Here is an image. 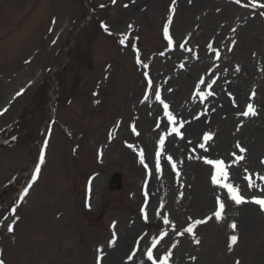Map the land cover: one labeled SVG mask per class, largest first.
I'll return each instance as SVG.
<instances>
[{"label":"rangeland","instance_id":"374dc122","mask_svg":"<svg viewBox=\"0 0 264 264\" xmlns=\"http://www.w3.org/2000/svg\"><path fill=\"white\" fill-rule=\"evenodd\" d=\"M91 3L95 15L86 0H0V260L162 264L171 253L168 264H264V211L227 199L204 163L223 160L227 183L248 200L264 198L246 178L264 175V8L252 0H175L174 12L173 0ZM249 104L257 115H241ZM19 118L30 138L4 146ZM205 133L213 134L207 143ZM237 142L246 149L238 162ZM114 174L123 175L121 191L110 189ZM208 216L194 227L196 244L184 230Z\"/></svg>","mask_w":264,"mask_h":264},{"label":"snow or ice","instance_id":"6c2138e0","mask_svg":"<svg viewBox=\"0 0 264 264\" xmlns=\"http://www.w3.org/2000/svg\"><path fill=\"white\" fill-rule=\"evenodd\" d=\"M113 2H115V0H113ZM235 2L239 4L241 2V0H235ZM252 6L253 7L264 8V3H261L260 0H252ZM172 11L173 12L175 11V0H173ZM262 14H264V13H262ZM171 23H172V20H171V17H170L169 20H168V23L164 26V29H163L164 37H165V39H167L169 45H171L173 43L172 37L169 34V25H171ZM105 31H108L107 26H105ZM120 43L121 44L125 43L124 39H121ZM181 47H183V45H181ZM209 47H211V45H209ZM229 50H231V49H229ZM137 52H138V49H137ZM216 55H217V59H218L219 58V53L217 52ZM144 67H147V65H144ZM237 70H239V69H237ZM201 82L203 83V81H201ZM151 84H152V81L149 79L148 80V86L151 87ZM19 94L20 93H18V95ZM198 95H200L201 97L204 96V94L201 93V92H198ZM208 95H214V93L209 91ZM254 95H255V93H253V96ZM156 98L158 100H160V97L158 95H157ZM145 99H147V97H145ZM160 103L163 104L164 112L168 116V119L170 121H172L173 123H175V118L173 117L172 113L169 111V105L167 103H164L163 100H160ZM0 114H2V113H0ZM241 115H243V116H255V115H257V113H256V111L254 109V106L252 104H249V105H247L246 110ZM181 126H183V123H181ZM132 130H133V132H136V129H135L134 125L132 127ZM173 131L176 132L178 135L180 134L179 129H173ZM136 134L139 135V133H136ZM212 139H213V134L212 133H205L204 136H203V140L205 141V143H207L208 141H210ZM164 143H165L164 138H161L160 141H159V144L161 146V150H163ZM128 147L132 148L133 145H128ZM200 147L204 148L205 145L201 144ZM236 148L238 149L239 153H241V155H237L236 153H233L232 155L235 156L237 162L238 161H243L245 159V156L242 155V154L246 152V149L244 147H242L238 142L236 144ZM160 154H161L160 152L156 153V157H157L156 167H157L158 170H159V157H160ZM139 158H140V163L144 167L147 168V165L145 164L143 150H140ZM41 160H43V157H41ZM168 160L171 161L172 157L169 156ZM204 163L207 164V165L213 166V168L216 170L211 175V183L213 185H216V186L220 187V188L227 189V192L225 194L227 199H231L232 201L235 202L236 205H242V204L249 203V202L255 203V204L260 206L262 211H264V198L254 196L251 200H248L244 196L240 195L239 187H235L231 183H227L226 182L228 180V177H229V172H228L227 169H228V167H230V165L225 164V162L223 160H221V159L204 158ZM262 163H264V161H262ZM172 167H173V169H175V167H176L175 163L172 164ZM36 171H37V174H39L40 169L38 168ZM244 171L247 172L248 170L245 169ZM177 175H179V173H177ZM221 177H223V182L221 180ZM253 177L256 180L264 181V175H260L259 173H256V174L248 173V176L246 177L248 179L247 187L248 188H259L261 192H264V187H260L259 185L253 183ZM28 187H31V185H29ZM25 195H27V189H25ZM216 203L219 205V210L218 211H214L213 214H214L216 220L222 221L224 219L223 211H224V208H225V202H224V200H221L219 197H217L216 198ZM144 218H145V220H147V218H148L146 213H145V217ZM212 218H213L212 216H208L206 220H196L192 227H188L184 231L189 233V234H192L193 235V239L195 240V243L199 244L200 243L199 239H195L194 227L196 225H199V224H202V223H206L208 220H211ZM168 222L169 221L167 220V218H165V223H168ZM113 227H115V226L113 225ZM229 227H231L233 229V231H235L236 228H237V224L233 221L229 225ZM12 230L13 229L10 226L8 231L11 232ZM183 234L184 233H181V235H183ZM229 239H230L229 250H231L232 247L234 245H236V243L238 241V237L236 235H232V236H230ZM115 243H116L115 239H113V240H111L109 242L110 246L115 245ZM99 251L102 253L103 250L100 249ZM147 256H148L149 260H153V254H152L151 251H148ZM170 256H171V253H168L164 257V260H163L162 264H168ZM100 259H102V255L98 257V264H99V260ZM0 264H3L2 260H0ZM153 264H155V260H153ZM236 264H239V261H237Z\"/></svg>","mask_w":264,"mask_h":264},{"label":"trees","instance_id":"16d2710c","mask_svg":"<svg viewBox=\"0 0 264 264\" xmlns=\"http://www.w3.org/2000/svg\"><path fill=\"white\" fill-rule=\"evenodd\" d=\"M23 121V118L22 120H19L17 121L16 125L13 127L12 129V136L11 137V143L8 144V146H14V145H19L22 141H27L30 136L28 135V130L25 131L24 129L21 130V122Z\"/></svg>","mask_w":264,"mask_h":264},{"label":"water","instance_id":"95a60500","mask_svg":"<svg viewBox=\"0 0 264 264\" xmlns=\"http://www.w3.org/2000/svg\"><path fill=\"white\" fill-rule=\"evenodd\" d=\"M112 189L113 190H121L122 189V177H121V175H115L113 177Z\"/></svg>","mask_w":264,"mask_h":264},{"label":"bare ground","instance_id":"6f19581e","mask_svg":"<svg viewBox=\"0 0 264 264\" xmlns=\"http://www.w3.org/2000/svg\"><path fill=\"white\" fill-rule=\"evenodd\" d=\"M205 196H206V195H204V197H205ZM246 219H250V220H251V223H250V224L253 223V226H258V225H259V222L256 221L254 218H251L250 215H248V217H247ZM255 229H256V228H255Z\"/></svg>","mask_w":264,"mask_h":264}]
</instances>
